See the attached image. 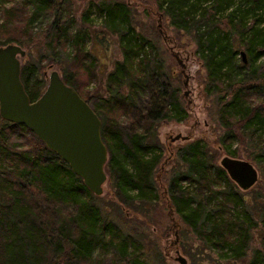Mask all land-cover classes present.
<instances>
[{
	"label": "trees",
	"instance_id": "16d2710c",
	"mask_svg": "<svg viewBox=\"0 0 264 264\" xmlns=\"http://www.w3.org/2000/svg\"><path fill=\"white\" fill-rule=\"evenodd\" d=\"M155 1L169 25L196 42L205 89L218 93L221 145L228 144L225 150L234 157L233 138H256L261 151L255 161L264 180V0ZM17 6L19 11L0 7L6 17L0 24V46L16 42L29 50L39 47L36 63L20 70L30 100L47 84L44 64L56 65L64 83L101 121L108 152L105 169L117 202L148 213L159 201L155 178L162 152L157 127L163 120L181 121L186 112L176 91L165 85L163 61L136 31L132 7L122 0L89 1L82 13L84 25L96 9L107 32L117 36L122 54L106 78L107 95L84 98L83 78L95 80L86 29L76 28L72 10L59 0H20ZM44 21L45 34L33 35L34 23ZM7 26L20 29L22 37L10 36ZM120 116L131 123L124 137ZM186 150V171L174 170L171 177V207L219 259L264 264V236L260 247L251 246L257 220L264 226V203L259 213L248 210L215 157L209 160L205 144L196 141ZM182 181L193 183L194 192ZM147 259L141 238L103 217L93 193L65 161L30 129L0 117V264H151Z\"/></svg>",
	"mask_w": 264,
	"mask_h": 264
},
{
	"label": "rangeland",
	"instance_id": "374dc122",
	"mask_svg": "<svg viewBox=\"0 0 264 264\" xmlns=\"http://www.w3.org/2000/svg\"><path fill=\"white\" fill-rule=\"evenodd\" d=\"M18 1L20 0H0V4H4L0 7L5 10L19 11ZM89 1L97 4L99 0H59L64 8L72 10L76 28L84 27L86 29L88 36L85 45L95 58V80L89 82L83 78L82 81L84 85L80 90L84 98L95 94L107 95L106 78L113 71L114 63L122 59L117 36L107 32L101 19L96 15L95 8V11L93 10L94 12L89 15L90 22L83 25L81 16ZM122 1L128 3L133 9L136 31L149 39L158 58L163 61L166 74L165 85L167 88L170 87V90L176 91L186 115L181 121L163 120L157 127V138L162 153L155 178L159 196L156 206L148 213H138L117 202L107 176V168L105 169L107 178L103 184V192L100 195L93 194L94 202L100 205L106 220L117 222L125 232L141 238L144 249L147 250V260L151 264H180L177 260L178 257L185 258L187 264H244L238 261L219 259L215 252L203 247L201 241L194 236L171 207L170 182L174 170H178L180 173L186 171L187 162L182 156L187 153L186 148L190 144L200 141L206 145L209 160L211 155L215 157L216 165H219L220 159L224 156L248 161L253 165L257 171V181L245 190L237 184L235 185L238 192L246 199L248 210L253 209L254 213H259L258 208L264 203V180L258 163L255 161L256 154L261 151L260 142H256V138L251 139L244 136H242L243 140H241V136V138H233L230 147L236 151V154L234 157L228 154L225 150V146L228 144L223 148L219 140L224 135V129L220 125L217 115L218 93L211 94L205 89V69L196 54V42L191 34L185 36L176 32L169 25L166 17L158 10L155 0ZM5 21L6 17L0 10V24ZM44 24L45 21L40 24L34 23L33 35H44ZM6 30L12 32L10 36L22 37L23 33L20 29L7 26ZM8 44H16L25 51L24 56H17L21 67L27 63H36L40 53L38 46H33L32 50H29L25 44L16 42H8ZM237 48L240 51L242 49L240 46ZM63 65L67 66L65 63ZM52 70H56L61 76L60 69L56 65L45 63L43 71L45 82L48 81V75ZM119 122L118 128L124 137L126 127L131 123L127 116H120ZM177 136L179 138L175 139ZM262 137H264V133ZM181 183L194 192L195 185L193 183L190 184L186 181ZM116 203L119 204L116 205ZM252 233L254 238L251 246L260 247V238L264 236V226L259 220H257V226L252 230ZM250 254L249 252L247 255V261Z\"/></svg>",
	"mask_w": 264,
	"mask_h": 264
},
{
	"label": "water",
	"instance_id": "95a60500",
	"mask_svg": "<svg viewBox=\"0 0 264 264\" xmlns=\"http://www.w3.org/2000/svg\"><path fill=\"white\" fill-rule=\"evenodd\" d=\"M18 55H25L20 46H0V117L30 129L93 194L100 195L107 178L108 152L101 138L99 117L56 70L49 73L41 95L30 100L20 78ZM241 55L244 58L243 52ZM219 165L242 189L257 181V171L248 161L224 156ZM177 260L187 264L183 257Z\"/></svg>",
	"mask_w": 264,
	"mask_h": 264
},
{
	"label": "flooded vegetation",
	"instance_id": "af4514ba",
	"mask_svg": "<svg viewBox=\"0 0 264 264\" xmlns=\"http://www.w3.org/2000/svg\"><path fill=\"white\" fill-rule=\"evenodd\" d=\"M242 61L245 63V62H246V58H245V57H244V58L242 57ZM225 172H226V171H225ZM234 183H235V182H234ZM235 184H236V183H235ZM250 187H251V186H250ZM248 188H249V187H248ZM248 188H247V189H248ZM244 190H245V189H244Z\"/></svg>",
	"mask_w": 264,
	"mask_h": 264
}]
</instances>
